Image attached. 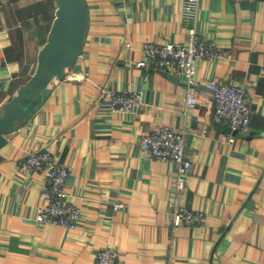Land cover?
Returning a JSON list of instances; mask_svg holds the SVG:
<instances>
[{"label":"crops","instance_id":"0c3cea01","mask_svg":"<svg viewBox=\"0 0 264 264\" xmlns=\"http://www.w3.org/2000/svg\"><path fill=\"white\" fill-rule=\"evenodd\" d=\"M84 1L77 60L0 147V264H96L104 247L118 264H264V0ZM56 8L0 0V111L35 71ZM191 26L218 49L197 62L194 106L181 74L139 64L145 41L184 42ZM214 79L246 88L244 136L214 124ZM101 88L138 90L142 102L113 110ZM161 124L184 133L191 166L181 189L176 165L140 140ZM40 148L69 168L74 227L35 220L45 177L24 157ZM177 205L204 211L205 222L173 224Z\"/></svg>","mask_w":264,"mask_h":264},{"label":"built area","instance_id":"2783aa9c","mask_svg":"<svg viewBox=\"0 0 264 264\" xmlns=\"http://www.w3.org/2000/svg\"><path fill=\"white\" fill-rule=\"evenodd\" d=\"M196 3L197 0H192ZM192 2H189L193 4ZM188 36L184 42L145 41L143 52L145 60L154 68L181 74L186 82V99L188 106L197 103L195 71L199 59H212L218 55V49L212 40L201 35L194 26L187 30ZM147 61V62H146ZM208 87L214 101V119L228 124L231 129L247 134L250 129L251 108L246 98V88L238 83H225L210 80ZM109 99L113 110H129L142 102L141 92L115 91L101 88ZM231 135L229 140H233ZM142 144L147 146L152 157L159 161L173 162L177 167V189L184 187L185 172L191 166L185 151V139L182 130L169 124H161L141 135ZM24 165L28 171L44 174L45 183L40 192L41 202L38 206L35 220L38 222H52L65 227H74L79 223L81 210L79 206L67 199L64 184L70 174L67 165L59 162L55 154L48 148L29 151L24 157ZM121 204H114L115 208ZM206 214L199 209L185 205H177L172 211V223L203 224ZM116 250L104 247L96 252V264H118Z\"/></svg>","mask_w":264,"mask_h":264},{"label":"water","instance_id":"95a60500","mask_svg":"<svg viewBox=\"0 0 264 264\" xmlns=\"http://www.w3.org/2000/svg\"><path fill=\"white\" fill-rule=\"evenodd\" d=\"M57 8L47 40L38 51L33 74L22 83L17 92L6 101L0 111V147L5 144L7 132L15 129L18 121L26 120L48 95L53 78H61L72 66L82 50L89 16L84 0H54ZM167 72V71H166ZM226 132L244 136L226 123L214 121Z\"/></svg>","mask_w":264,"mask_h":264}]
</instances>
